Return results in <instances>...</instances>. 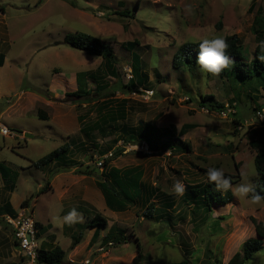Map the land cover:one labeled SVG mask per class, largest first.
I'll list each match as a JSON object with an SVG mask.
<instances>
[{
	"label": "rangeland",
	"instance_id": "374dc122",
	"mask_svg": "<svg viewBox=\"0 0 264 264\" xmlns=\"http://www.w3.org/2000/svg\"><path fill=\"white\" fill-rule=\"evenodd\" d=\"M260 8L264 10V0H0V46L20 91L0 98V163L18 173L15 180L0 175V264H38L20 252L6 221L10 213L1 211L6 201L15 212L25 208L46 228L40 248L60 245L68 252L66 264H131L137 241L146 256L143 264H225L247 239L256 237L252 219L264 222L262 199L253 203L251 194L243 200L233 195L226 205L207 206L189 193L207 183L210 167L222 168L234 186L247 182L256 187L260 177L250 142L264 137V86L200 67L176 69L173 58L185 42L238 34L253 59L258 41L252 28ZM126 10L129 14L123 15ZM76 32L109 44L121 74L116 79L99 70L103 89L88 79L91 94L83 97L72 95L78 88L75 75L97 71L102 57L71 47L65 37ZM128 42L137 45L131 50ZM134 52L150 82L128 92L124 85L133 76ZM205 95L214 99L203 101ZM217 103L235 108L224 115L211 109ZM39 109L48 120L39 118ZM121 110L124 114L119 115ZM111 112L117 116L114 121ZM94 123L98 127L90 136L80 132ZM145 123L175 132L161 146L170 142L189 148L152 152L146 142L126 143L128 130ZM187 125L191 127L181 131ZM67 142L68 157L77 166L62 171L60 163L46 170L34 165ZM101 153H106L109 166L139 168L155 195L125 211L110 210L97 185L104 178ZM61 173L78 178L69 192L68 179L58 177ZM177 180L185 185L183 196L173 192ZM48 183L50 189L39 193ZM85 195L88 199L82 201ZM73 208L83 217L82 225L63 222ZM95 213L109 223L92 241L94 228L87 223ZM111 229L117 237H122L120 231L125 234L129 244L112 238L109 247V240L102 238ZM80 232L81 241L72 247L73 236ZM260 256L264 247L245 264H261Z\"/></svg>",
	"mask_w": 264,
	"mask_h": 264
},
{
	"label": "trees",
	"instance_id": "16d2710c",
	"mask_svg": "<svg viewBox=\"0 0 264 264\" xmlns=\"http://www.w3.org/2000/svg\"><path fill=\"white\" fill-rule=\"evenodd\" d=\"M122 14L128 15L129 11H123ZM252 30L255 33L256 39L258 41L254 58H250L248 48L242 43L238 34L227 35L225 37L228 44L226 55L229 56V65L223 69L219 75L227 79L235 78L239 82H246L248 80L255 79L264 86V10L261 8L258 10L255 16ZM65 41L75 49L83 50L92 56L102 57V63L97 71L92 73L88 72V74L85 72H78L76 74L78 88L75 92H73L72 95L83 97L91 94L90 89L87 87L88 79L94 80L95 83H97V89L102 90L103 86H100L98 81L99 77L97 75V72H99V70L101 71V69L105 74L111 77L116 79L121 78L120 69L118 67L117 58L113 48L100 37L84 32H76L67 35L65 37ZM198 43L199 41H189L181 44L173 58V65L176 69H196L199 67L196 63ZM136 45L137 42H128L125 46L128 49L133 50ZM4 61L5 53L0 52V66L4 64ZM132 71L133 76L128 79L127 84L124 85V88H126L128 92L138 91L140 86L147 88L146 85L150 82V77L148 73L143 71L141 58L136 52L133 53ZM209 99H214V96L205 95L203 97V101H208ZM210 107L212 110H222L225 108V105L217 103L211 104ZM111 113L112 115L109 117L114 121L117 116H115L113 112ZM122 114H124L123 110L119 112V115ZM38 116L43 120H48V116L40 109L38 110ZM105 120H108V118H105ZM189 126L190 125L184 126L181 131L185 132V127ZM96 127H98V124L96 123L93 125L83 126L81 127L80 132L85 133L86 136H90L91 131ZM127 133L128 138L126 143L138 145L146 142L152 152H156L162 148H189L188 144H184L185 146L179 145V147H175L174 143L171 144L170 142L161 146L159 142L165 138H174L173 136H175V132L170 129H160L156 126L146 123L139 127H132ZM250 146L256 150V172L260 177V180L255 187L256 193L259 194L264 201V137L262 139L251 141ZM69 150L70 144L68 142L64 143L63 145L39 158L34 162V165L38 168L46 170L48 167L60 163L59 165L64 168L62 171H66L67 169L78 165L77 161L68 157ZM101 154L103 158L106 155V153ZM102 165V174L104 175V178L101 181L97 180V185L105 197L106 205L111 210L118 212L125 211L130 207V205L137 203V200L140 199L143 201V203H145L155 195V193L150 191L148 186L143 183L142 171H140L139 168L119 169L109 166L108 158L103 159ZM0 175L5 178V180H8V177L15 180L18 176V173L12 172L10 168H7V166L0 163ZM49 189L50 185L48 183L39 191V193L46 192ZM189 194L190 198L194 200H196L197 197L202 198L203 201L207 203V206H211L214 203L226 205L232 202L234 198L231 191L222 193L221 191L215 190L214 184L209 183H206L201 189L199 186L193 188V190H190ZM150 206L153 208L154 204H150ZM1 211H3V213H10L13 215L17 213L15 212L14 208L11 207L8 201L4 203ZM147 215L151 216L152 213H148ZM252 222L255 225L256 237L247 239L243 243L242 249L235 252L226 264H245L264 247V222L258 221L256 219H252ZM108 223V219L101 213H95L94 216L90 218L87 226L95 228L92 241H96L99 238L100 230L103 227H107ZM79 225L82 224L79 223ZM37 226L39 228L38 237H40L41 231H45L46 228L39 222L37 223ZM117 236L118 235L113 234L112 238H116L117 243L124 242L122 241L121 237ZM81 237L82 232L73 236L72 247H75L81 241ZM136 244L137 254L133 258L131 264H143L146 256L142 252V246L140 242L137 241ZM67 255L68 252L60 245H54L51 248L41 247L36 261L38 264H66ZM217 264L224 263L217 261Z\"/></svg>",
	"mask_w": 264,
	"mask_h": 264
},
{
	"label": "clouds",
	"instance_id": "9594fccd",
	"mask_svg": "<svg viewBox=\"0 0 264 264\" xmlns=\"http://www.w3.org/2000/svg\"><path fill=\"white\" fill-rule=\"evenodd\" d=\"M228 44L223 36H213L211 38H203L199 40L198 51L196 55V63L204 72L217 75L229 65V56L226 55ZM207 183L214 184L215 190L227 193L243 200L251 194L253 203H259L262 197L256 193L255 187L251 183L242 182L237 186L233 185L232 178L226 175L222 168L210 167L206 170ZM242 173V176H247ZM173 192L177 196H183L185 193V185L177 180L173 185ZM63 222L73 225L83 221V217L79 215L77 209L73 208L70 212L63 216ZM213 219L215 216L213 215ZM261 257V264H264V256Z\"/></svg>",
	"mask_w": 264,
	"mask_h": 264
},
{
	"label": "built area",
	"instance_id": "2783aa9c",
	"mask_svg": "<svg viewBox=\"0 0 264 264\" xmlns=\"http://www.w3.org/2000/svg\"><path fill=\"white\" fill-rule=\"evenodd\" d=\"M233 107L235 108V104H227L222 109L223 114L226 115L227 112H231ZM257 113L259 117H262L263 114L260 111ZM5 130L2 128L3 132ZM5 217L7 223L13 228L15 240L17 241L20 252L31 262H37L36 260L40 250L38 222L34 220L30 212L28 213L25 208L14 215L7 214Z\"/></svg>",
	"mask_w": 264,
	"mask_h": 264
},
{
	"label": "crops",
	"instance_id": "0c3cea01",
	"mask_svg": "<svg viewBox=\"0 0 264 264\" xmlns=\"http://www.w3.org/2000/svg\"><path fill=\"white\" fill-rule=\"evenodd\" d=\"M4 49H2L1 48V46H0V52H2V53H5V61H4V64L3 65H1L0 66V98H3V97H12V96H14V95H18L19 94V92L20 91H17L18 90V88H17V83H16V80L14 79V77L12 76V74H13V71H12V69H11V66H10V64H9V62L7 61V58H6V51H3ZM76 76V75H75ZM29 92V91H28ZM11 109H12V107H11ZM4 112L5 111H2V115L4 114ZM1 115V116H2ZM0 126H2V125H0ZM61 172V171H60ZM58 177H60L61 179H64V180H67V182L65 183V186H66V188H67V192H69V191H71V189H72V187L74 186V184L75 183H78V178L76 177V176H74V175H70V176H65L64 175V173H61V174H59L58 175ZM54 178V180L52 181V183H51V185H52V189H53V187L55 188L56 187V181L57 180H60L59 178ZM54 181H55V183H54ZM87 197V198H86ZM88 199V196H84V198H83V200L82 201H84V200H87ZM106 203V202H105ZM107 206V205H106ZM110 209V208H109ZM111 210V209H110ZM113 211V210H112ZM114 212H118V211H114ZM84 225V224H83ZM92 228H94V227H92ZM107 229L108 228V226L107 227H103L102 229ZM102 229L100 230V235H99V238H100V236H101V231H102ZM94 232H95V228H94ZM115 233H117V231H114V230H110L109 232H108V234H106L102 239H103V241H105V240H109L108 242H109V247L110 246H113V242H110L111 240L110 239H112V235L113 234H115ZM120 233H121V235H122V237H121V239L123 240L124 239V237H125V239L123 240L124 242L123 243H126V244H129L128 243V240L126 241V236H125V234H123L121 231H120ZM94 234V233H93ZM92 238H93V236H92ZM106 238V239H105ZM105 239V240H104ZM98 240V239H97ZM107 245V246H108ZM137 251V250H136ZM133 254H134V252H133ZM136 254H137V252H136ZM136 254H134V255H132L131 257H132V260H133V258H134V256L136 255ZM233 256V255H232ZM231 256V257H232ZM231 257H229L228 259H226V262H225V264L229 261V259L231 258Z\"/></svg>",
	"mask_w": 264,
	"mask_h": 264
},
{
	"label": "water",
	"instance_id": "95a60500",
	"mask_svg": "<svg viewBox=\"0 0 264 264\" xmlns=\"http://www.w3.org/2000/svg\"><path fill=\"white\" fill-rule=\"evenodd\" d=\"M27 136H31L30 134L26 133Z\"/></svg>",
	"mask_w": 264,
	"mask_h": 264
}]
</instances>
